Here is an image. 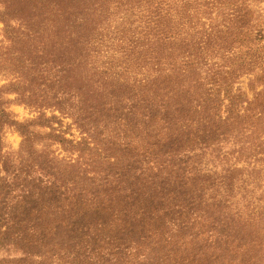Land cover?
Instances as JSON below:
<instances>
[{
	"label": "trees",
	"instance_id": "trees-1",
	"mask_svg": "<svg viewBox=\"0 0 264 264\" xmlns=\"http://www.w3.org/2000/svg\"><path fill=\"white\" fill-rule=\"evenodd\" d=\"M263 3L95 0L79 14L66 12L64 21L77 26L67 29L68 48L58 53L67 83L65 93L55 97L57 104L67 96L86 112L121 113L114 117L118 133L113 136L120 155H107L118 153L114 147L90 148L85 142L84 149L93 153L86 159L91 171H80L78 161H72L67 164L72 177L55 172L49 192L41 190L42 181L22 175L23 167L10 179L0 176V264H164V251L170 252L167 260L173 255L169 264H193L182 261L187 242L171 247L164 226L157 228L162 229L158 237L144 239L149 250L136 254L143 245L128 238L133 224L109 238L101 235L98 223H88L95 217L118 219L120 203L134 206L135 193L144 199L140 206L149 208L133 221L154 218L153 211L176 216L187 232L199 223L209 225V235L196 236L202 242L193 251L199 264H264V238L240 221L243 211H255L254 203L246 207L242 201L259 189L250 177H258L254 173L264 157V135L251 131L264 114H248L245 104L253 102L236 87L241 78L253 77L254 103L260 99L264 107V86L258 91L255 85L264 79ZM107 47L112 54L103 53ZM94 60L103 63L93 65ZM81 67L92 73L89 80L78 76ZM106 85L114 93L109 100L103 99V91L110 90ZM40 119L54 142L78 152L55 133V117ZM3 125L17 124L0 105V129ZM25 132L26 137L32 134ZM135 132L145 134L147 144L128 149ZM226 145L231 149L225 150ZM1 158L0 165L5 161L0 153ZM232 218L236 223L231 227L227 221ZM144 225L150 226L143 223L142 232Z\"/></svg>",
	"mask_w": 264,
	"mask_h": 264
},
{
	"label": "rangeland",
	"instance_id": "rangeland-1",
	"mask_svg": "<svg viewBox=\"0 0 264 264\" xmlns=\"http://www.w3.org/2000/svg\"><path fill=\"white\" fill-rule=\"evenodd\" d=\"M76 3L79 7L73 5ZM94 3L95 0H0V105L6 110L10 120L17 124L3 125L0 129V153L5 158L4 163L0 165L1 177L9 176L8 179H10V176L16 174L23 167L22 175L35 177L38 184L42 181L44 184L41 190L49 192L50 182L54 179L55 172L62 171L67 178L72 177L67 168L68 163L78 161L74 164H77L80 171H86V169L88 172L91 171L92 167L86 161L93 157V153L90 152L91 155L84 149L85 142L89 144L90 148L94 146L103 149L114 147L118 153L108 151L107 155H120V144L115 142L113 136L118 133V123L114 117L121 113L114 114L112 112L113 114L108 115L99 108L86 112L81 110L78 101H73L70 97L64 96L62 105H58L56 99L61 97L62 86L67 83V77L59 67L61 62H58V53L68 48L65 44L67 29L71 31L70 27L77 26V22L74 23L73 20L69 24H67L69 21H64L67 18L66 12L73 11L75 14H79L84 10V6L87 7ZM262 7L264 8V3ZM102 51L103 53L107 52L108 55L113 53L108 47L102 48ZM248 59H250V55L247 57ZM102 63L101 60L98 63L94 60L93 65L101 66ZM88 72H85L81 67L79 73L82 75L78 76L89 80L88 77L92 76V73ZM96 78L98 77L93 80L98 81ZM250 79L254 78L251 76L241 78L236 87L240 86L247 93L250 102H253L250 105L245 104L248 114L259 117L258 113L264 114V107L260 99L254 103L253 93L249 88ZM58 80H60V85ZM263 83V78L256 81L255 85L258 91L262 90ZM106 86L109 87V85ZM63 92L65 93V89ZM103 92L105 93L103 99H112V89ZM69 99V103H64V100ZM96 105L98 104L96 103ZM77 113L79 114L77 115ZM40 116L55 117L52 122L55 133L77 146L78 152L75 150L71 152V146H67V144L62 147L54 142V139L48 136L51 133L50 128L45 126L46 124L40 119ZM258 125L257 130L253 129L251 132L255 135L258 133L264 135V116ZM20 126H22L21 129ZM27 129L32 134L26 137L24 133ZM125 130L128 131V129ZM138 135L139 133L135 132L132 134L130 143L129 140L126 141L127 144L129 143L128 149L146 146L145 134L139 135V137ZM128 136L131 137L129 131ZM263 139L264 136L261 141ZM230 149L231 146H225V150ZM261 149H264V146ZM1 161L2 158L0 163ZM254 175L258 177L255 179L250 177V179L259 183V189L255 193H248L242 204L246 206L247 203H254L255 211H252L253 207L243 211L245 217L243 216L240 221L244 223V228L247 231L254 235L259 231L260 237L264 238V157L257 164ZM136 195L137 193L133 195L136 198L135 203L131 201L134 206L128 202L127 205L129 204L130 207L125 208L126 203H120L118 219L106 216L99 220L95 217L88 223L96 226L98 223L97 229L103 227V230L100 231L101 235L109 238L116 236L115 231H120L126 225L133 224V233L128 235V238L143 245L136 251V254L142 253L143 250L147 252L149 247L145 248V245L148 242L144 243V239H147L150 234L158 237L162 229L158 230L157 228L159 225L164 226V239L166 238L167 242L172 244L171 247L177 242L179 246H182L183 241L187 242L182 246V249L186 250L187 248L181 255L182 261L199 264L198 257L194 258L197 253L193 251L201 247L202 242H200L201 238L199 236L196 238V236L204 232L209 235L211 233L209 230H212L209 225L197 222V224L199 223L198 227L193 232H187L182 221L175 220L176 216H167L165 212L157 214L153 211L152 217L154 216V218L148 217L147 221L145 219L144 221H133L136 214H140L137 220L142 219L141 213L149 208L140 206L141 200L144 199H140ZM240 197L242 194H239ZM48 200L49 197L44 198L43 205H47ZM251 212L255 214L252 215ZM101 214L103 215V213ZM203 214L205 212L201 213V215ZM206 222L209 224L211 221ZM227 222L231 227L236 223L234 219ZM143 223L150 224L149 227L144 225L145 232L141 230ZM148 230L149 232H147ZM119 233L122 234L123 231ZM97 234L99 233L97 232ZM176 249L177 247L173 250ZM169 255L170 252L164 251V259H166L164 264H169L174 260L173 255L167 260Z\"/></svg>",
	"mask_w": 264,
	"mask_h": 264
}]
</instances>
